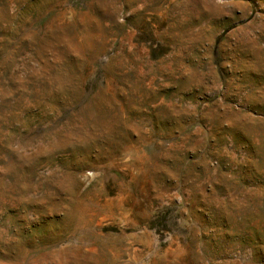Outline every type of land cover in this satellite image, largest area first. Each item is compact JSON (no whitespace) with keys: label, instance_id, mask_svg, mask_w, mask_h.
<instances>
[{"label":"rangeland","instance_id":"obj_1","mask_svg":"<svg viewBox=\"0 0 264 264\" xmlns=\"http://www.w3.org/2000/svg\"><path fill=\"white\" fill-rule=\"evenodd\" d=\"M0 264H264V0H0Z\"/></svg>","mask_w":264,"mask_h":264}]
</instances>
